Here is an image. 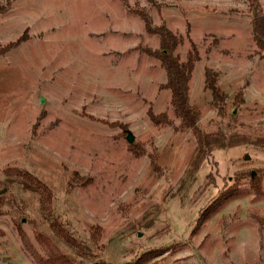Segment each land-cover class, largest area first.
I'll list each match as a JSON object with an SVG mask.
<instances>
[{
  "label": "rangeland",
  "instance_id": "rangeland-1",
  "mask_svg": "<svg viewBox=\"0 0 264 264\" xmlns=\"http://www.w3.org/2000/svg\"><path fill=\"white\" fill-rule=\"evenodd\" d=\"M7 2L0 48L19 42L0 54V264H36L16 224L68 264H264V52L247 0ZM126 4L181 37V61L195 44L189 102L205 154L142 50L158 37ZM205 68L218 74L219 107ZM149 108L170 123L153 124Z\"/></svg>",
  "mask_w": 264,
  "mask_h": 264
},
{
  "label": "trees",
  "instance_id": "trees-1",
  "mask_svg": "<svg viewBox=\"0 0 264 264\" xmlns=\"http://www.w3.org/2000/svg\"><path fill=\"white\" fill-rule=\"evenodd\" d=\"M247 3L248 10L251 15L252 40L258 52L262 53L264 52V12L261 8L259 0H247ZM5 5L0 4V14L5 11L8 2ZM126 6L130 12L136 14L142 20L144 31L146 33L154 34L158 37V47L156 49L144 47L142 50L147 56H150L158 61L161 69L165 73V83L161 85V88L169 91L170 93L169 104L174 116L179 120L178 128L183 131H191L192 135L195 137L199 151L205 154L210 143V139L199 129V110L189 102V81L191 79L194 66L199 61V54L195 44L188 39L190 48L186 53L185 60L181 61L179 56L174 54L176 48L182 42L181 37L174 34L166 26L164 21H161L159 25H153L149 14H147L144 9L131 8L127 4ZM18 42L19 40L0 48V54H3L10 48L16 46ZM217 81L218 74L210 68H205L204 88L210 92L213 104L216 107H219L224 103L225 97L217 85ZM147 116L149 120L156 125L170 123L169 117L166 113L155 114L151 108L148 109ZM90 119L93 118L90 117ZM104 123L108 125L116 124L117 126L123 128L124 131L127 128L126 125L121 123ZM130 147L133 152L139 149L138 146H135L132 142L130 143ZM150 163L153 170H157L155 160L150 159ZM35 186L40 187L38 183H35ZM251 187L256 194L260 193L261 189L259 185L255 183V180H252ZM237 193L238 192L236 190H226L219 196V198L216 199L215 203H221L225 199L230 198ZM3 203L2 196H0V215ZM16 231L23 248L36 264H68L69 261L67 257L59 251L50 253L47 256L40 255L19 224H16ZM93 238L95 239L94 236ZM159 252V250L146 252L138 259V263L159 255Z\"/></svg>",
  "mask_w": 264,
  "mask_h": 264
},
{
  "label": "water",
  "instance_id": "water-1",
  "mask_svg": "<svg viewBox=\"0 0 264 264\" xmlns=\"http://www.w3.org/2000/svg\"><path fill=\"white\" fill-rule=\"evenodd\" d=\"M126 138H127V141H128L129 143H131V142L133 141V136H132V134H131L130 132H128Z\"/></svg>",
  "mask_w": 264,
  "mask_h": 264
}]
</instances>
